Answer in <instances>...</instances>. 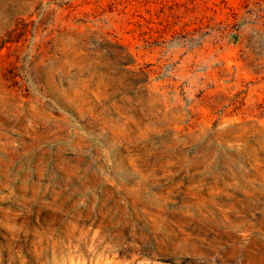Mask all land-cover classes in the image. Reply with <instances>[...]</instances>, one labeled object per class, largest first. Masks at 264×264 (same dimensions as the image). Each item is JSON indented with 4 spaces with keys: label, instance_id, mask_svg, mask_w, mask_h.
<instances>
[{
    "label": "rangeland",
    "instance_id": "1",
    "mask_svg": "<svg viewBox=\"0 0 264 264\" xmlns=\"http://www.w3.org/2000/svg\"><path fill=\"white\" fill-rule=\"evenodd\" d=\"M0 264H264V0H0Z\"/></svg>",
    "mask_w": 264,
    "mask_h": 264
}]
</instances>
